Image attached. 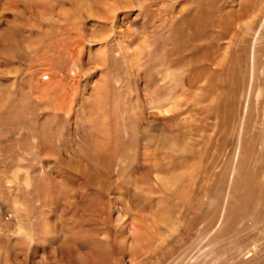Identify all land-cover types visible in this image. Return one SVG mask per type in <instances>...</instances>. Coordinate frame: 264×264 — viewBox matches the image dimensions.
Wrapping results in <instances>:
<instances>
[{"label":"rangeland","instance_id":"rangeland-1","mask_svg":"<svg viewBox=\"0 0 264 264\" xmlns=\"http://www.w3.org/2000/svg\"><path fill=\"white\" fill-rule=\"evenodd\" d=\"M0 264H264V0H0Z\"/></svg>","mask_w":264,"mask_h":264},{"label":"bare ground","instance_id":"bare-ground-1","mask_svg":"<svg viewBox=\"0 0 264 264\" xmlns=\"http://www.w3.org/2000/svg\"><path fill=\"white\" fill-rule=\"evenodd\" d=\"M226 25V24H225ZM227 26V25H226ZM154 100L152 101V102H150L151 104H152V107H150V108H153V109H155V108H157V107H162V103H158L157 102V104H155L154 105V103L156 102H154ZM162 104V105H161ZM151 106V105H150ZM166 114H170V112L169 111H166ZM158 130V129H157ZM152 140H154V142H158V144H160V146L161 147H163L164 145H166L167 143H168V138H154V137H149V143L150 144H153V141ZM155 153L158 155V152L157 151H155ZM155 169H157L156 167H155ZM150 178H151V176L148 174V172H147V170H145V173H144V171L140 174V178H138V180L139 181H149L150 180ZM246 182H247V180H246ZM247 183H250V182H247ZM244 199H245V196H246V199L247 200H251V198H253L254 196H255V190H254V188H252V186H251V184L250 185H248V184H244ZM243 199V200H244ZM254 199V198H253ZM262 200V199H261ZM261 200H259V202L261 201ZM243 209V208H242ZM168 210V209H167ZM168 213V212H167ZM244 213L245 212H243V215H244ZM242 215V214H241ZM244 217H246L245 215H244ZM228 220H230V222L229 223H231V219H228ZM194 222V221H193ZM192 224V223H191ZM190 224V225H191ZM194 225V224H193ZM98 254V253H97ZM97 256V255H96Z\"/></svg>","mask_w":264,"mask_h":264}]
</instances>
